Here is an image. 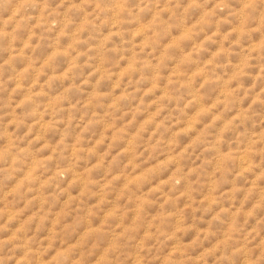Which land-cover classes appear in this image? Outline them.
Masks as SVG:
<instances>
[{
  "label": "rangeland",
  "instance_id": "obj_1",
  "mask_svg": "<svg viewBox=\"0 0 264 264\" xmlns=\"http://www.w3.org/2000/svg\"><path fill=\"white\" fill-rule=\"evenodd\" d=\"M30 2L11 0L10 9L0 11V28L4 29L0 37L11 38L7 48L0 44V66H3L0 75L10 68L15 73L14 77H7L8 82L15 79L11 94H20L14 114L33 100L40 108L39 117L28 124L21 137L28 138V147L20 152L27 153L31 159L22 169L23 174L15 176V183L0 193V229L7 230L9 225L17 224L10 239L29 229L33 238L46 230L47 235L41 240L47 241L44 248L47 253L57 237H61L66 247L57 249L43 264H60L61 258L78 249L81 260L76 264H85L88 256L107 243L95 264H109L110 253L124 238L131 240L132 234L142 231L143 245L154 233L162 235L174 224L175 230L168 239H176L177 243L164 258V264H169L174 253L194 247L201 233L205 239L214 234L213 222L229 212L228 207L218 209L209 217V227L199 229L191 242L184 243L177 233H187L194 227L185 224L186 210L196 212L197 202H207L205 211H208L214 207L220 191L232 193L234 207L224 229L225 239L231 236L241 218L247 223L264 211V196L248 207L264 173L253 179L243 196L239 195L241 186L235 180L230 189L222 188L227 183L223 173L229 171L226 164L234 151L222 150L225 137L231 135L225 129L232 121L246 118L253 109L264 117V81L249 83L246 73L249 57L240 55L235 60L234 49L227 44L237 29L226 30L225 17L218 19L213 27L211 17L215 9H223L227 0L223 3L156 0L150 11L141 8L138 23L131 30L135 51L126 50L115 64H110V57L104 54L105 44L120 39L128 31L127 28L112 30L125 23L117 19L124 11L123 5H118L113 24L99 43L96 67L83 80L78 77L85 67H91L88 61L92 57L88 53L94 46L89 45L85 50L81 45L87 42L84 35L93 9L77 20L75 13L84 5L80 0H68L64 26L49 42L47 33L53 31L56 21L52 20L45 28L47 4L41 6L39 15L33 16ZM208 4L212 7H207ZM99 7L97 4L96 8ZM33 20L31 30L23 35L25 25ZM18 33L23 43L16 51ZM239 42L232 40V45ZM261 45L264 36L251 47ZM4 51L9 55L4 57ZM145 52L148 57L154 55L155 61L141 59ZM17 64L22 67L18 68ZM176 85L189 90L182 104L172 103ZM85 90L87 95L82 98V104L79 99L70 105L65 103ZM43 97L47 99L41 100ZM125 104L132 107L121 113ZM101 108L105 109L103 113L98 111ZM29 115H36V110L16 116L8 124L20 128ZM245 127L252 135L264 139V122L255 121L256 131L252 123L246 122ZM8 136V143L0 145V153L14 147L11 134ZM213 136L215 143L197 154L196 167L188 166L191 173L215 160L207 169L206 181L202 182V194L191 184L177 192L185 154L197 145H208V139ZM165 141L167 153H159ZM212 149L216 150L214 156L209 155ZM249 151L241 155L243 166L237 176L248 174L253 166L247 155ZM166 171L168 175L164 176ZM157 177L163 178L152 183ZM194 192L197 194L193 195ZM173 193H176L175 201ZM182 200L184 203L175 214L169 210L170 202L176 205ZM72 237L75 241L70 243ZM223 242L204 249L194 258L195 264H208V257Z\"/></svg>",
  "mask_w": 264,
  "mask_h": 264
},
{
  "label": "clouds",
  "instance_id": "obj_2",
  "mask_svg": "<svg viewBox=\"0 0 264 264\" xmlns=\"http://www.w3.org/2000/svg\"><path fill=\"white\" fill-rule=\"evenodd\" d=\"M84 7L75 13V19H79L85 15L86 12L91 8L93 9L92 15L89 16V25L84 35V39L87 41L83 43L81 47L85 50L88 49L89 45L94 47L88 53L92 57L88 61L91 67H85L78 79L83 80L87 77V73L96 67L97 59L99 58L100 48L99 43L104 38V33L109 30V27L113 24V16L118 11V5L122 4L124 11L120 14L117 19L123 20L125 23L117 25L113 28V31H119L120 28H127L128 31L120 39L111 41L105 44L104 54L110 57V64H115L121 56L126 54L127 51H135L132 48L134 41L132 40V28L138 23V17L141 15L140 9L146 8L151 10L155 5L156 0H80ZM203 2V0H201ZM221 3L224 0H220ZM68 0H31L29 4V10L33 16L40 14V8L42 5L47 4L48 23L45 28L50 26L51 21H56V26L52 32L47 33L50 37V41L55 39V33L61 27L64 26L65 8ZM35 7H32V5ZM100 7L97 9L96 5ZM11 0H0V11L10 9ZM207 7L211 8L212 5L208 4ZM55 9V14H53ZM5 15L7 13L5 12ZM221 17L226 18L225 29H237L227 44L234 49L235 60H238L240 55L248 56V67L246 69L247 78L249 83L256 82L259 84L264 81V45L258 48L251 47L254 43L258 42L261 36H264V0H227V4L223 9L216 8L215 15L211 17L213 21V27L215 23ZM107 19V23L103 21ZM33 21L28 22L25 25V32L31 30V24ZM75 27V23H73ZM12 26L9 25L7 31H11ZM4 29L0 28V31ZM241 31L243 35L241 36ZM18 39L16 41V51L19 50V46L23 43L21 34H17ZM10 37H0V44L4 48L9 45ZM239 39V44L232 45V40ZM116 50L113 51L112 49ZM9 55L8 51L3 52V56ZM145 57L155 61V56L148 57V53L145 52L141 59ZM233 57V58H234ZM84 59H88L87 56ZM174 63V61L170 62ZM3 67V66H0ZM17 67H22L21 64H17ZM167 69L165 70L166 73ZM11 75L15 76L14 72H11L10 68L0 75V145L8 143L9 136L11 134V140L14 145L7 153H0V193L10 187L11 184L15 183V176L22 175V169H24L31 157L27 153H21V148L28 147L27 137L23 136L24 130L28 127V124L39 117L40 108L37 107L36 100L27 102L23 105L19 112H15L14 109L20 99V94L12 96L11 87L15 84L13 78L10 82L7 81V77ZM7 84V86H5ZM90 90V86L89 89ZM59 91V89H55ZM189 90L187 88H180L179 85L175 86L173 91L172 103H183L187 97ZM87 90L74 94L70 99L66 100V104L75 103L78 99L86 97ZM239 95V93H238ZM177 98H180L177 100ZM47 97L41 98L45 100ZM134 103V101H133ZM41 103V107H42ZM132 104H125L120 109L122 113L125 108L130 110ZM33 109L36 110V115H29L25 119V122L20 128L15 125L9 126L8 121L16 118L21 114L31 113ZM105 109H98L99 112L103 113ZM171 110V109H170ZM91 112V109H89ZM178 112V110H177ZM78 119V114H77ZM99 119V117H97ZM255 121L264 122V117H261L258 112L254 109L250 110L246 118H242L236 121H232L231 125L225 129V133H231L230 136H226L222 145V150L229 148L234 149L231 155V159L227 161L226 167L229 171L223 173L227 183L222 184L223 187L231 188L232 181L235 180L240 186V196H243L247 191L249 185L253 179L262 173H264V139L260 135H252V133L245 127L246 122L253 124V131L255 129ZM170 127V123L167 125ZM185 142H187L185 140ZM215 143V137L208 139V145L200 144L196 148L186 153L183 163L184 168L181 170V181L176 184L177 192L185 187L187 184H191L192 187L202 194V182L206 181L208 173L207 169H210L214 164L213 159L209 164L204 165L203 168L197 169V171L188 172V166L196 167V157L198 153L202 154V150L206 146H211ZM143 143L141 147H143ZM249 160L253 162V166L250 172L246 175L237 176L240 168L243 166L241 163V155L247 150ZM159 153H167L166 141L161 145L158 150ZM216 150L212 149L209 153L210 156L215 155ZM158 158H163L158 155ZM247 161H244L246 164ZM168 172L164 173L167 176ZM219 173L217 179L219 178ZM163 177L154 178L152 183H157L159 179ZM196 178V179H194ZM150 186V185H147ZM146 186V187H147ZM197 193L194 192L193 195ZM173 201H175L176 193L172 194ZM264 196V176H262L261 182L256 186L252 200L249 202L248 207H251L252 202L256 199ZM162 199V197H161ZM184 201H180L179 204L172 205L170 202V209L174 214L182 205ZM195 207L198 208L196 212H192L191 209L186 210L185 224L191 223L194 227L187 233H177V237L182 239L184 243L191 242L196 236L199 229L209 227V217L215 215L216 211L223 207H228L229 212L223 213L220 218L213 222L212 233L207 239L204 238L201 233L200 238L197 240L194 247L187 249L186 251H177L170 257L169 264H195L194 258L199 256L204 249H210L213 245H216L218 241L223 240L224 242L216 248L215 252L208 257V264H264V220H261V216H264V211L258 212L256 217L247 223H244L243 218L235 225L231 236L225 239L224 229L227 227V221L230 220L231 210L234 207L232 201L231 192H222L218 195L217 201L211 209L205 211L208 207L207 202L200 204L197 202ZM155 211V208H153ZM261 220V223L257 224L256 221ZM17 227V224L9 225L7 230L0 229V264H43L44 261L50 260L56 253L57 249L65 248L66 244L61 243V237H57V240L53 247L44 253V248L47 241L41 240V237L47 235V231L43 230L38 234H35L33 238V231L29 229L26 232L17 233L15 239H10L13 231ZM175 230L174 224L167 227V231L164 234L154 233L153 236L145 241L141 245V237L143 232L138 234H132L133 239L129 240L127 237L120 241V246L112 251L109 255V264H164V258L168 256L171 248L176 245V239H168V236ZM83 231V228L80 229ZM74 237V236H73ZM69 241L74 242L75 239ZM110 238V237H109ZM107 247V243H104L97 249L92 255L88 256L85 264H95V261L102 254L103 248ZM191 258V259H190ZM81 260V250H76L66 258H61L60 264H76L77 261Z\"/></svg>",
  "mask_w": 264,
  "mask_h": 264
}]
</instances>
